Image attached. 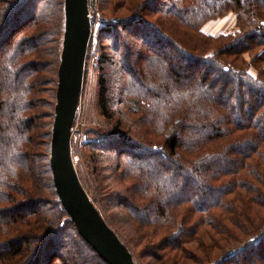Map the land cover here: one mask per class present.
Masks as SVG:
<instances>
[{
  "label": "trees",
  "instance_id": "obj_1",
  "mask_svg": "<svg viewBox=\"0 0 264 264\" xmlns=\"http://www.w3.org/2000/svg\"><path fill=\"white\" fill-rule=\"evenodd\" d=\"M29 1L0 0V264H108L58 200L50 131L42 143L31 135L48 63L35 58L45 0ZM122 1L127 13L95 18L114 51L98 58V109L110 125L84 143L102 158L103 212L118 210L116 222L105 215L117 232L128 227L125 243L149 264H264V0ZM229 12L232 31H201ZM54 49L53 95L60 41ZM52 200L50 221L39 219L35 202ZM65 224L70 240L59 241Z\"/></svg>",
  "mask_w": 264,
  "mask_h": 264
},
{
  "label": "rangeland",
  "instance_id": "obj_2",
  "mask_svg": "<svg viewBox=\"0 0 264 264\" xmlns=\"http://www.w3.org/2000/svg\"><path fill=\"white\" fill-rule=\"evenodd\" d=\"M116 2H111L114 4L110 6L108 9H103L104 3H106V0H100V2L95 3V7L89 11V19H93L95 21L96 16L98 17H113L116 16L118 13H127V6L126 4H123L122 0H115ZM31 2V3H30ZM36 2V3H35ZM43 0H30L27 4L28 7L33 6L35 3L36 8L40 3H42ZM43 9L40 10V13H44L42 16V20L40 21L41 25V31L43 30L42 34V40H38V42L35 44L37 45L35 47V50L44 51L41 55L36 53L35 58L39 60L46 61L48 63L46 66V70L43 68L39 69V76L42 77V83L37 87L38 88V96L44 101V104L46 105L45 108H39L37 111L38 117L34 124H36L33 135L40 141L41 137H43L48 131L51 133L52 129V123L50 124V119L48 118V111L50 108V104L52 103V96L55 97V92L53 95V72L52 68L55 64V42L62 41V34H60L59 29V20L61 19V12H60V0H45L43 2ZM30 9V8H29ZM89 10V9H88ZM36 15V14H35ZM63 15V13H62ZM98 20L95 21V23L92 24L90 29V38L89 43L87 46V52H86V58L84 63V72H83V80H82V88L80 93V99L77 106L76 115L72 124V133H71V141H70V153H71V159L74 165V169L77 173V177L79 181L81 182L82 186L86 190L90 200L92 199L95 201H92L96 209L101 214L103 220L107 224H109V228L114 231V233L117 235L118 239L126 246L128 251L131 255H133L134 261L136 264H149L151 262V259L149 257H136V246H134L132 243L126 244V240L128 241L129 237L125 236V231L127 234H129V229L126 226L125 228H122L121 230L117 232L115 229L116 226L112 224L113 222L110 221V217H107L105 214L108 215L111 214V219L113 221H118L119 216L116 211L118 210H110L108 212H103V202L106 204L104 200L99 199V195L105 196L107 189L101 190L102 184L101 181L103 179L101 178L103 176L101 169H102V158L95 157L96 154L94 152H90L92 150H89L84 146V143H86L88 140H92L94 137V133L105 129L108 127L109 122L106 121V119L100 114L98 109V102H97V95H98V84L97 79L99 76V62L98 58L100 53H104L106 55H111L114 51L112 50V38H106L101 39L100 34L98 33V29L100 27V23ZM236 23V17L235 14L232 12L227 13L226 15L210 20L206 22L202 27L201 31L206 35L211 36H217L221 33H227L232 31L235 28ZM45 33V36H44ZM60 35V36H59ZM15 38V37H14ZM54 45V46H53ZM245 59L248 61L249 58L247 54L244 55ZM35 59V60H36ZM37 61V60H36ZM117 62V61H116ZM45 63V64H46ZM113 65L110 67L105 66L106 72L109 73V71L115 73V69L117 67L112 68ZM109 68V69H108ZM249 72L252 75H256L257 71L254 69V67L249 68ZM38 72H35L33 74V77H38ZM108 75V74H107ZM57 81V78L55 79ZM44 85V86H43ZM56 88V86H55ZM43 91H40V90ZM35 94V92H34ZM7 102V101H6ZM53 102H55L53 100ZM7 109V106L4 108ZM5 114V113H4ZM54 114V112H53ZM39 122V125H38ZM44 139V138H42ZM50 142V140H49ZM42 143V140L40 141ZM42 148H39L38 152H42ZM95 155V156H94ZM95 157V159L93 158ZM97 161V162H96ZM35 160L32 161L34 163ZM40 165V164H39ZM41 167V166H40ZM96 169V170H94ZM42 176H44V179H46L48 176L46 175V171H43V168L41 170ZM46 177V178H45ZM104 182V181H103ZM101 183V184H100ZM105 187L106 184H105ZM46 195L44 197H47V199H52L49 197L47 192H44ZM108 194V193H107ZM99 201L97 202V200ZM50 203L49 205L46 204V201H42L40 203L35 202L34 211L37 213V216H39V219L47 218V221H50V218H52V215L49 213V209H53V200L47 201ZM48 205V207L46 206ZM101 206V210H100ZM33 218L29 220V223H34ZM116 225V224H115ZM65 227V228H64ZM66 227H68L67 224H65L62 228V230H59L60 234L56 239H59V241L63 238L64 241L70 240V233H67ZM117 232V233H116ZM126 239V240H125ZM55 241V240H54ZM52 245H48V247H45L42 254L40 253V259H42L44 256H46V252H50ZM46 250V252H45ZM77 252H81V246L79 244L76 245ZM45 252V253H44ZM41 264V261L39 262Z\"/></svg>",
  "mask_w": 264,
  "mask_h": 264
},
{
  "label": "water",
  "instance_id": "obj_3",
  "mask_svg": "<svg viewBox=\"0 0 264 264\" xmlns=\"http://www.w3.org/2000/svg\"><path fill=\"white\" fill-rule=\"evenodd\" d=\"M90 38L88 0H63V33L57 68L49 166L61 206L78 234L108 264H135L82 187L70 153L72 124L82 88Z\"/></svg>",
  "mask_w": 264,
  "mask_h": 264
}]
</instances>
